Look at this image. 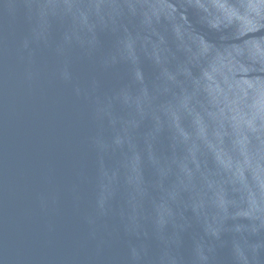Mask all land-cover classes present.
Masks as SVG:
<instances>
[{"label": "water", "instance_id": "obj_1", "mask_svg": "<svg viewBox=\"0 0 264 264\" xmlns=\"http://www.w3.org/2000/svg\"><path fill=\"white\" fill-rule=\"evenodd\" d=\"M0 264H264V0H0Z\"/></svg>", "mask_w": 264, "mask_h": 264}]
</instances>
